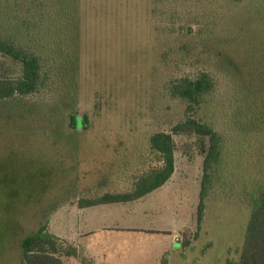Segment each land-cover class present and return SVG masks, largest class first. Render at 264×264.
Masks as SVG:
<instances>
[{"label": "rangeland", "instance_id": "obj_1", "mask_svg": "<svg viewBox=\"0 0 264 264\" xmlns=\"http://www.w3.org/2000/svg\"><path fill=\"white\" fill-rule=\"evenodd\" d=\"M167 1L82 0L83 108L92 116L81 133L69 132L64 115L52 113V118L28 119L22 131L0 126L4 127L0 129V264H23L20 243L47 216L62 250H77L78 256L67 259V264H225L240 259L251 215L247 192L218 199L230 192L224 184L219 188L218 182L198 225L203 156L196 138L177 137L176 173L131 209L121 205L81 212L73 207L75 197L92 184L97 171L128 160V144L152 134L137 132L139 128L156 127L152 87L160 81L161 69L155 57L158 44L170 36L166 29L175 28L170 15L179 11L180 19L193 30L198 27L194 21L204 15V0ZM206 1L229 9L238 6L228 0ZM243 4L247 11L264 8V0ZM158 5L160 16L165 13L170 18L168 27L156 18ZM212 8L231 22L242 20L239 13ZM251 26L264 38V10L256 12ZM9 70V75L20 71L16 66ZM242 168L248 169L247 161ZM81 226L91 234L79 237ZM159 229L167 233H157ZM80 238L82 246L88 243L83 252L87 259L70 241ZM183 241L190 245L183 248Z\"/></svg>", "mask_w": 264, "mask_h": 264}, {"label": "trees", "instance_id": "obj_2", "mask_svg": "<svg viewBox=\"0 0 264 264\" xmlns=\"http://www.w3.org/2000/svg\"><path fill=\"white\" fill-rule=\"evenodd\" d=\"M228 2L238 6L202 1L204 15L194 21L195 30L183 23L179 11L170 15L175 28L166 29L170 36L158 44L155 57L161 69L152 87L156 127L139 128L152 134L128 144V160L97 171L73 204L86 209L147 197L176 173L177 137L196 138L203 156L198 225L216 185L230 189L218 199L247 192L251 215L242 253L225 264H264V38L251 26L264 8L247 11L245 0ZM214 5L239 13L242 20L218 16ZM81 7L82 0H0V126L22 131L28 119H48L51 113L64 115L63 125L75 134L82 132L79 116L89 123L92 113L83 108ZM158 8L156 18L168 27V14L160 16ZM7 62L20 71L9 75ZM246 161L248 169H243ZM50 218L21 241L23 264H67L78 256L74 247L62 250L50 232ZM181 244L186 248L190 242Z\"/></svg>", "mask_w": 264, "mask_h": 264}, {"label": "crops", "instance_id": "obj_3", "mask_svg": "<svg viewBox=\"0 0 264 264\" xmlns=\"http://www.w3.org/2000/svg\"><path fill=\"white\" fill-rule=\"evenodd\" d=\"M169 183V182H168ZM167 183V184H168ZM166 185V184H165ZM164 185V186H165ZM163 186V187H164ZM162 187V188H163ZM161 189V188H160ZM160 189H158V190H160ZM158 190H156V191H158ZM155 191V192H156ZM155 192H153V193H155ZM152 193V194H153ZM151 195V194H150ZM149 196V195H148ZM146 198V197H145ZM144 199V198H143ZM142 200V199H141ZM140 201V200H139ZM139 201H136V202H133V203H128V204H119V206L118 205H103V206H96V207H90V208H86V209H80L79 207H78V205L77 204H73V207H76L77 208V210H79V211H81V212H93V211H97L96 209H111L112 207H121V205H126V206H128L127 208H129V209H131L132 208V206H133V204H135V203H137V202H139ZM99 211V210H98ZM106 226H108V224H104V227H106ZM84 227H87V226H81L80 227V230H78V233H81L80 235H79V237H81V238H84L85 236H89L88 234H91V232L92 231H85L86 229H84ZM88 227H90V226H88ZM109 227V226H108ZM140 230H144V229H146V228H143V227H138ZM91 229H93V228H91ZM90 229V230H91ZM159 230H161V231H156L157 233H161V234H163V232L165 233H167V231H162V229H159ZM94 232V231H93ZM58 237V236H57ZM81 238L80 239H76V240H72V239H70V241L72 242V244H74V246L75 247H77L80 251H81V253H82V255H85V258L87 259V257H86V254L85 253H83V252H86V250H87V244L88 243H86L85 245H86V247H84V246H82L83 244H81Z\"/></svg>", "mask_w": 264, "mask_h": 264}, {"label": "water", "instance_id": "obj_4", "mask_svg": "<svg viewBox=\"0 0 264 264\" xmlns=\"http://www.w3.org/2000/svg\"><path fill=\"white\" fill-rule=\"evenodd\" d=\"M78 127L82 128L83 127V117L79 116L77 119Z\"/></svg>", "mask_w": 264, "mask_h": 264}]
</instances>
